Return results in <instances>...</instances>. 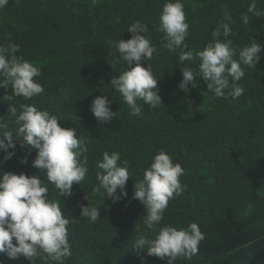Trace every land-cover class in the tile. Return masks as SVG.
<instances>
[{"label":"trees","instance_id":"trees-1","mask_svg":"<svg viewBox=\"0 0 264 264\" xmlns=\"http://www.w3.org/2000/svg\"><path fill=\"white\" fill-rule=\"evenodd\" d=\"M182 2L189 25L185 50H203L224 20L225 10L233 21L227 38L233 46L261 45L255 68L242 66L245 75L237 83L244 94L235 100L216 97L207 89L199 77L198 58L181 63L179 50L174 53L163 47L166 41L158 27L165 0H8L0 9V44H18L17 55L40 69L34 79L44 88L31 99H8L11 85L0 86V120L15 133L9 105L18 113L23 105H34L87 140L82 158L87 157L89 171L80 184L72 185L68 197H59L46 172L32 165L34 150L17 142L15 154L6 161L0 151V169L36 174L47 184L49 198L61 200L62 213L70 220L72 254L65 264H167V257L149 256L133 247L138 229L146 230L144 206L133 198L134 184L160 150L179 163L184 174L183 193L169 200L158 227L186 228L195 222L204 234L197 254L191 259L178 257L174 264H264V16L247 12L252 0ZM256 5L264 11V0H256ZM242 15H248V24L242 22ZM135 20L147 25L145 35L157 49L145 64L152 66L161 98L155 108L138 101L139 117L129 114L121 94L108 84L127 67L110 42L129 39L127 26ZM184 67L197 76V86L188 92L178 87ZM97 96L109 100L114 112L110 121L100 123L91 112ZM105 151L119 152L131 173L127 196L116 202L104 198L103 190L94 191L95 165ZM88 203L100 209L101 219L95 223L79 215L80 206ZM155 235L149 232L150 238ZM0 264L31 262L22 255L12 259L0 253ZM34 264L55 262L41 255Z\"/></svg>","mask_w":264,"mask_h":264},{"label":"clouds","instance_id":"clouds-1","mask_svg":"<svg viewBox=\"0 0 264 264\" xmlns=\"http://www.w3.org/2000/svg\"><path fill=\"white\" fill-rule=\"evenodd\" d=\"M7 4L8 0H0V9ZM247 12L256 17L264 16V11L257 9L256 0H252ZM241 20L248 24V15H242ZM232 23L231 15L225 10L224 20L211 32L212 40L203 50H185L188 48L184 42L189 25L184 3L182 0H165L159 16L158 31L164 33L166 43L163 47L174 53L179 50V62L199 59V77L203 78L210 92L216 97L231 96L235 100L244 94V89L237 83L245 75L242 66L255 68L260 59L261 45L255 42L240 49L233 46L232 41L227 39L232 31ZM127 30L131 33L129 39L120 38L110 42L119 53V59L125 62L126 70L113 76L108 84L121 94L129 106V114L139 117L142 115V106L138 101L152 108L161 105L152 66L145 64L152 59L157 49L145 35L148 32L147 25L140 20L130 23ZM19 48L16 43L0 44V77H3L0 86L7 88L11 85L12 96L8 99L13 96L31 99L44 91L42 84L34 79L40 75V69L23 56H18ZM180 69L182 80L178 87L188 92L190 87L197 86V76L190 67ZM90 110L100 123L114 117L106 96L95 97ZM8 113L14 117L17 128L14 133L0 120L3 160L15 154L17 142L34 150L36 156L32 165L46 172L47 181L58 190L59 197L70 196L72 185L80 184L89 171L87 157L82 158V153L87 152V140L77 137L75 128L62 127L57 116L47 110H38L34 105H23L19 113L14 105H9ZM95 167L98 181L95 192L103 190L104 198H111L113 202L127 196L125 186L131 173L128 161L122 160L119 152L109 154L105 151ZM183 174L182 166L174 163L165 150H160L154 155L150 166L143 169V178L134 184L133 198L144 206L143 225L146 230L138 229L133 247L149 256L161 259L167 257V264H174L178 257L191 259L204 239V234L195 222L186 228L171 225L158 227L169 200L183 193L180 182ZM61 203L60 199L49 198L47 184L36 174L29 176L23 172L16 174L0 169V253L12 259L22 255L31 264L41 255L55 264H65V259L72 254L67 228L70 220L63 215ZM79 215L89 223L101 219L99 207L90 203L80 206ZM149 232H155V237L150 238Z\"/></svg>","mask_w":264,"mask_h":264}]
</instances>
